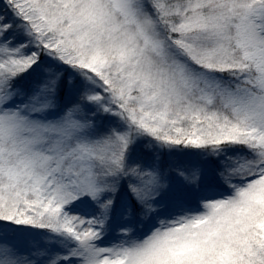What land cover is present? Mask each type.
<instances>
[{
  "label": "snow or ice",
  "instance_id": "1",
  "mask_svg": "<svg viewBox=\"0 0 264 264\" xmlns=\"http://www.w3.org/2000/svg\"><path fill=\"white\" fill-rule=\"evenodd\" d=\"M0 264H264V0H0Z\"/></svg>",
  "mask_w": 264,
  "mask_h": 264
},
{
  "label": "trees",
  "instance_id": "2",
  "mask_svg": "<svg viewBox=\"0 0 264 264\" xmlns=\"http://www.w3.org/2000/svg\"><path fill=\"white\" fill-rule=\"evenodd\" d=\"M143 146H139L138 149H137V154L138 155H143ZM192 163H195V160L194 158H188V157H173V158H168V157H165L164 158V161H163V167L165 168V170H169V169H173L169 172V175H170V178L173 182V185H174V182H175V171H174V167L175 165L179 164L180 166H183V167H187L188 165L192 164ZM180 180V179H179ZM118 200V203L119 204V198L117 199Z\"/></svg>",
  "mask_w": 264,
  "mask_h": 264
},
{
  "label": "rangeland",
  "instance_id": "3",
  "mask_svg": "<svg viewBox=\"0 0 264 264\" xmlns=\"http://www.w3.org/2000/svg\"><path fill=\"white\" fill-rule=\"evenodd\" d=\"M141 146H143V145H141ZM190 165H188L187 167H189ZM180 185V180H179V178L176 176V174H175V182H174V186L175 187H178ZM117 203H118V200H117Z\"/></svg>",
  "mask_w": 264,
  "mask_h": 264
}]
</instances>
